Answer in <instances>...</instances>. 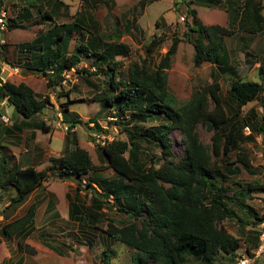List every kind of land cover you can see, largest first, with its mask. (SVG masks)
Segmentation results:
<instances>
[{"label":"trees","instance_id":"obj_1","mask_svg":"<svg viewBox=\"0 0 264 264\" xmlns=\"http://www.w3.org/2000/svg\"><path fill=\"white\" fill-rule=\"evenodd\" d=\"M80 1L82 7L92 2ZM146 1H142L143 6ZM153 1L148 0L147 4L151 5ZM227 2L228 27L204 26L198 19L197 12L189 11L193 25H188V30L196 40V67L211 63L218 68L229 70L231 66L226 39L237 32L251 36L264 32L263 5L255 0ZM50 4H53L51 6L54 16L61 14L62 9H67L65 3L60 1H50ZM29 6L16 18L6 21L10 31L25 30V23L33 20L30 12L32 9L39 8L38 14L46 16L45 20H52L48 11L40 7L41 5L29 3ZM92 7L95 8V5ZM86 20L87 17L81 12L72 25L56 26L37 38L33 43L35 46L29 48L31 57L22 68L43 77L48 88L55 91L66 81V73L77 71L82 56L92 58L96 73L99 71L108 77V82L103 84L104 90L95 95V102L102 104L104 110L112 108L118 120H124L125 114L130 113L127 123H120L132 126L131 130L126 129L128 142H106V145L101 147L106 165H94L89 153L79 146L75 129L80 120L71 111L72 101H69V95H66L68 101L62 105L60 113L62 122L67 125L66 144L72 145L74 149L69 152L66 150L61 157L51 158L52 167L42 172L33 167H24L21 163H15L12 168H8L11 158L2 157L0 188H14L17 192L7 209L15 214L37 189L49 181L52 174H55L52 171L56 170L59 180L77 182V193L82 192L83 186L84 189L94 192L90 207L82 210L73 207V218L81 223L85 220L98 225L100 219L105 216L103 207L112 199L113 205H118L119 212L130 219L129 224L121 227H117L115 221L108 220L109 228L103 233L109 239L137 251L139 254L132 258L133 262L136 260L139 264H214L215 258L220 254L230 256L231 262H235L240 241L222 226L224 221L235 219V214L218 185L216 174L220 171L217 162L230 157L233 152L239 150L242 143H254L256 136L264 133V115L260 125L256 123L255 116H242L246 106L264 98V84L234 80L227 96L223 98L217 78L205 89L196 91L185 105H179L175 96L168 90L167 75L180 43L177 37L157 64L154 63L153 53L161 47L162 41L153 38L146 46L147 57L133 63L128 68L126 78L118 81L116 67L119 63L115 57L126 56L128 48L125 45L116 46L114 49L107 47L100 51L101 39H93L88 45L80 43L78 54L70 55L68 52L69 40L73 33L81 34V30L88 28ZM134 26L136 27L135 19L130 23L131 28ZM6 47L7 45H0V67L4 63L1 56ZM20 47L27 49L24 45ZM83 72L90 76L88 71ZM262 73L264 74V71ZM4 100L21 118L19 123H13L11 128L5 130L7 133H21L26 129L52 132V128L44 121L37 120L48 106H53L49 96L42 97L25 83L16 85L4 82L0 76V101ZM149 121H156L157 125L143 127ZM94 124L98 126L96 121ZM200 125L214 132L212 153L200 140L197 131ZM245 125L251 126L252 132L243 137L241 132ZM174 132H179L183 137V153H176L173 148L177 145L171 136ZM144 145L154 147L156 154L149 151L147 153ZM143 157L150 162L154 160L153 162L162 164L158 169L155 166L147 168L145 162H142ZM235 164L242 165L248 171L252 168L244 154L238 155ZM235 164L228 163L227 167ZM107 170L114 172V179L103 178L96 182L85 180L89 174H101ZM93 186H98L103 191L99 193ZM36 211L37 207L32 206L23 217L5 224L1 229L0 247L2 239L9 240L13 235H21L25 239L30 237L34 232ZM255 219L257 222L253 224L258 228L264 218L260 219L255 215ZM100 230L102 231L101 228ZM255 233L254 249L259 243L258 231ZM18 245L20 249L23 248L20 242ZM27 248L30 254L35 253V249L28 245ZM102 261L104 264H112L106 252Z\"/></svg>","mask_w":264,"mask_h":264},{"label":"rangeland","instance_id":"obj_2","mask_svg":"<svg viewBox=\"0 0 264 264\" xmlns=\"http://www.w3.org/2000/svg\"><path fill=\"white\" fill-rule=\"evenodd\" d=\"M50 1L53 3L63 2L67 9H62L61 14L54 16L53 6H51L53 4H50ZM142 1L144 0H92L90 5L82 7L80 0H0V12H6V21L16 18L25 7H30L29 3L41 5L40 7L45 8L52 17V20H45L46 16L44 17L42 13L38 14L39 8L38 11L32 9L30 12L33 20L25 23L27 26L25 30L10 31L6 27L3 31L0 27V45H7L6 51L1 56L4 63L0 67V76L3 81L16 85L25 83L42 97L49 96L53 104L37 117V120L44 121L47 126L52 128L51 133L26 129L20 133L21 135L16 134L18 137L16 135L12 137L6 135L4 132L6 126L0 123V159L4 156L11 158L8 168H12L15 163H18L17 157L22 163V158L26 157L28 149L37 145L44 149L42 156H45L46 160L49 157L45 153L63 152L60 156L54 155L61 157L66 150L69 152L74 149L72 145L66 144L67 125L62 122L60 113L62 105L68 101V98L69 101H72L71 111L80 120L75 129L79 146L89 153L94 165L104 167L107 163L102 153L101 147L103 146L95 144L96 136L105 137L103 142L107 143L128 142L126 129L131 130L132 126L120 123L128 121L130 113L125 114L124 120H118L115 118L117 115H114L115 111L112 108L104 110L102 104L95 102V95L104 90L103 84L108 82V77L99 71L96 73L92 58L88 59L82 56L77 71L68 72L66 81L55 91L48 88L43 77L22 68L26 58L30 57L29 48L35 46L33 43L37 38L44 36L56 26L72 25L81 12L85 18L87 17L85 22L88 28L81 30V34L73 33L69 40L68 52L70 55L78 54L80 43L88 45L93 39L96 41L101 39L100 51H104L107 47L114 49L116 46L125 45L128 48L126 56L115 57L119 63L116 67L118 81L126 78L128 68L133 63L140 62L147 57L146 46L153 38H159L162 41L161 47L153 53L154 63L157 64L167 53L173 39L177 37L180 43L167 75L168 90L175 96L179 105H185L192 99L196 91L205 89L217 78L220 81L223 98L227 96L231 82L234 80L264 84V74L262 73L264 71V32L254 36L237 32L231 38L226 39L231 66L229 70L218 68L211 63H203L200 67H196L194 64L196 40L188 30V25H193L189 11H196L198 19L204 26L228 27L227 0H154L151 5L147 4V0L144 6ZM255 1L264 6V0ZM94 5L95 8L92 7ZM133 19H135L136 27L131 28L130 23L133 22ZM20 45H24L27 49H21ZM231 69L232 71H230ZM83 71H88L90 76L88 77V74H84ZM66 95H69L68 98ZM263 101L262 97L259 101L246 106L243 110V118L255 116L256 123L260 125L264 115ZM2 108H6L8 116L15 123L16 120L12 117L16 114L15 109L9 104H5L0 110ZM94 121L98 123V126H95ZM156 125V121H149L143 127ZM246 126H243L244 130L241 132L243 137L248 136L245 134ZM249 127L252 132V127ZM197 131L201 142L212 153L214 132L202 125L198 127ZM171 136L177 144L173 146L176 153H183L182 135L179 132H174ZM144 148L147 153L148 151L154 154L157 152L150 145H144ZM241 154L246 155L250 161L252 168L249 171L242 165L235 164L238 155ZM142 160L147 168L155 166L158 169L162 164L155 163L154 160L150 162L144 157ZM1 163L2 161L0 165ZM228 163L235 165L227 167ZM217 165L220 171L216 174L218 185L223 190L225 198L235 214V219L224 221L222 226L240 241L238 254L242 255L246 251L251 252L254 249L253 239L256 236L255 231H257V227L253 224L257 222L255 215L260 219L264 218V133L257 135L254 143H242L239 150L233 152L230 157L218 161ZM52 172L55 174H52L45 190L41 188L36 193H54L57 197L55 198L56 204L60 205L57 212L58 217L56 218V214L52 215L49 222H53V220L54 222L51 226L43 229L47 224V217H44L42 213L38 215L37 226L40 230L35 228V233L30 238V247L37 250L34 254H30L21 235H13L11 239L4 240L7 244L5 243L4 253L1 254L0 264H11L4 256L5 254L11 255L12 263L15 264L19 260H21V264H104L102 261L103 249L110 246L113 250L106 251V255L112 264H139L136 260L132 261L134 256H138L137 251L120 242L111 241L110 243L103 233L109 228L108 220L115 221L117 227L130 223V219L119 212L118 205H113L114 201L109 200L103 207L105 216L100 219L98 225L91 223V226L89 221L84 220L83 226L79 224L80 228L77 220L69 217V210L72 207L70 203L72 205L77 198L76 194H78V203L88 207L94 192L91 189H84L83 186L82 192L77 193L76 181H61L57 176L58 171ZM103 178L112 180L115 178V174L112 170H107L101 174H89L85 180L91 179L96 182ZM101 191L103 190L101 189ZM16 196L17 192L14 188H0V218L7 217L10 218V222H13L26 214L27 208H19L15 214L7 209L11 199ZM0 221V228H2L7 222L1 219ZM79 222L81 223V221ZM95 226L100 227L102 231L100 228L95 229ZM18 242L23 246L22 249L19 248ZM40 246L45 249L52 247L54 251H50L51 256H48L39 248ZM112 251H115L116 255H113ZM151 264L156 263L151 262ZM214 264H232L231 257L220 254L215 258ZM253 264H264V259Z\"/></svg>","mask_w":264,"mask_h":264},{"label":"crops","instance_id":"obj_3","mask_svg":"<svg viewBox=\"0 0 264 264\" xmlns=\"http://www.w3.org/2000/svg\"><path fill=\"white\" fill-rule=\"evenodd\" d=\"M30 57H31V55H30ZM29 59V57H27L26 58V61ZM26 61L24 62V63H26ZM8 104V103H7ZM6 109V108H5ZM4 108H2L1 110H0V113H2V114H5V115H7L8 116V114H7V112H6V110H5ZM4 113H3V112ZM15 113H16V111H15ZM9 117V116H8ZM12 117H14L15 118V120H16V122L15 123H17V121H21V118L19 117V115L16 113V114H14ZM10 118V117H9ZM11 119V118H10ZM7 128H11V127H8V126H6L5 128H4V132L5 133H7L5 130L7 129ZM24 132V131H23ZM56 132H58V131H56ZM22 133V132H21ZM21 135L20 133H13V134H11V132H9V133H7L6 135L7 136H14V135ZM16 135V137H18ZM65 136V135H64ZM0 139H1V135H0ZM42 150H44V149H42V148H40L38 145L37 146H35V147H32V148H30V149H28V151H27V155H26V157L25 158H22V163L19 161L20 160V158L19 157H17L18 159V163H21L24 167H33V168H35L38 172H42V171H46L47 169H49V168H51L52 167V163H51V158H58L57 156H54V155H58V156H60L63 152H60V153H58V154H53V153H51V152H49L48 154H46L45 153V155H47L48 157H49V159L48 160H46V157L45 156H42L43 154H42ZM45 152V151H44ZM43 168V169H42ZM42 169V170H41ZM49 173H51L52 174V172H49ZM47 184V182H45L44 183V185L43 186H41L39 189H37L28 199H27V201L25 202V204H23L20 208H27V210L30 208V207H32V206H36L37 207V211H36V215H35V222H34V229L36 228V229H38V230H40L39 228H38V226H37V217H38V215L40 214V213H42L43 215H44V217H47V224L43 227V229L45 228V227H47V226H51L52 225V223L54 222V220H53V222H49L50 221V217L52 216V215H57L56 216V218L58 217V214H57V212H58V207H60V205L59 204H56L57 202H56V199L55 198H57V197H55V195H54V193H51V194H49V193H44V194H40V193H36V192H38L41 188H43L42 190H45V186H47L46 185ZM95 189L99 192V193H101V190L99 189V187L98 186H95ZM76 196H77V198H76V200L72 203V205H71V203H70V206H72V207H70V210H69V217L70 218H72L73 220H77V222H78V226L80 227V225L81 226H83V224L82 223H80L79 221H78V219H76V218H73L72 217V210H74L73 209V207H77V209H85V208H87V207H84V205H82V204H79L78 202H79V195L78 194H76ZM92 198H94V195H92L91 196V200H92ZM60 201H61V199H59ZM55 204V205H54ZM92 204H90L88 207H90ZM75 207V208H76ZM27 210H26V212H27ZM103 210H105L104 208H103ZM23 217V216H22ZM1 220H5V222H7V223H9L10 222V218H7V217H1L0 218ZM20 219V218H19ZM1 222V221H0ZM6 223V224H7ZM80 224V225H79ZM90 227V226H89ZM81 228V227H80ZM90 228H92V227H90ZM1 229L2 228H0V238H1ZM35 233V231L32 233V235ZM32 235L30 236V237H28V238H23L24 239V244L25 245H28V246H31V244H30V238L32 237ZM22 237V236H21ZM105 238H106V240H108V241H110V243H111V241H114V240H112V239H109L108 237H107V235L105 234ZM117 242V241H116ZM5 241H4V239H2V244H1V247H0V257H1V254L2 253H4L3 252V249H4V246H5ZM7 244V243H6ZM42 251H44L46 254H48V256H51V252L50 251H53L50 247H49V249H45V248H43L42 246H40L39 247ZM33 249H35V248H33ZM36 250V249H35ZM108 250H113V249H111V246L109 247V248H107V249H103V254L106 252V251H108ZM37 251V250H36ZM112 253H113V255H116V252L115 251H112ZM8 255V254H7ZM6 254L4 255L9 261H10V263L11 264H15V263H12V261H13V257L11 256V255H9V256H7ZM103 256V255H102ZM1 260H2V258H1ZM8 261V262H9ZM20 261L21 260H19L18 262H17V264H21L20 263Z\"/></svg>","mask_w":264,"mask_h":264},{"label":"built area","instance_id":"obj_4","mask_svg":"<svg viewBox=\"0 0 264 264\" xmlns=\"http://www.w3.org/2000/svg\"><path fill=\"white\" fill-rule=\"evenodd\" d=\"M0 27L1 30L3 31L7 27L6 12H0ZM65 76L67 77V73ZM5 104H7L6 100L0 101V108L5 106ZM0 123L8 126H13V122L5 114L0 115ZM245 134L247 135L251 134V130L249 127H245ZM103 140H105V137L96 136L95 144L98 145L100 144L102 146H105L106 141L103 142ZM257 231H258V241H259L258 247L251 252L246 251L245 254L242 255L238 254L237 258L235 259V262H233L232 264H253L260 259H264V221L259 224Z\"/></svg>","mask_w":264,"mask_h":264},{"label":"clouds","instance_id":"obj_5","mask_svg":"<svg viewBox=\"0 0 264 264\" xmlns=\"http://www.w3.org/2000/svg\"><path fill=\"white\" fill-rule=\"evenodd\" d=\"M1 49V48H0Z\"/></svg>","mask_w":264,"mask_h":264}]
</instances>
